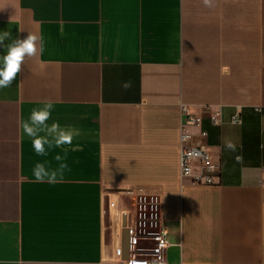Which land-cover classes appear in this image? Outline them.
<instances>
[{
    "label": "crops",
    "instance_id": "0c3cea01",
    "mask_svg": "<svg viewBox=\"0 0 264 264\" xmlns=\"http://www.w3.org/2000/svg\"><path fill=\"white\" fill-rule=\"evenodd\" d=\"M4 31L43 52L0 89V264H136L108 224L115 187L156 200L166 264H264V0H0ZM48 100L81 135L41 157L21 123ZM184 104L219 184L181 176ZM65 150L63 181L34 182Z\"/></svg>",
    "mask_w": 264,
    "mask_h": 264
},
{
    "label": "clouds",
    "instance_id": "9594fccd",
    "mask_svg": "<svg viewBox=\"0 0 264 264\" xmlns=\"http://www.w3.org/2000/svg\"><path fill=\"white\" fill-rule=\"evenodd\" d=\"M205 6H211L212 0H203ZM10 41L5 44V41ZM0 47L6 49L0 56V89L9 88L22 71L26 58H32L43 52L42 37L29 33L24 39H12L9 31L0 32ZM128 85H125L127 87ZM54 101L43 102L41 107L33 108L27 120L21 123L23 132L31 138L32 148L38 156H47L48 150L71 145L74 137L81 135L80 129L72 126H61L59 122L51 119ZM224 146L235 151L237 145L230 139L224 140ZM57 154L55 160L60 162L58 168L49 169L45 162H37L32 169L34 182L56 184L63 181V174L68 169L66 158Z\"/></svg>",
    "mask_w": 264,
    "mask_h": 264
},
{
    "label": "built area",
    "instance_id": "2783aa9c",
    "mask_svg": "<svg viewBox=\"0 0 264 264\" xmlns=\"http://www.w3.org/2000/svg\"><path fill=\"white\" fill-rule=\"evenodd\" d=\"M182 137L180 141V164L181 176L183 179H189L191 183L196 185H216L220 183V163L214 158L212 152L204 145L199 139H195L194 135L189 131L188 127L198 125L201 118L194 113L190 112L187 105L182 108ZM221 111L218 110L216 115H212V120L216 123L221 121ZM232 123H239L238 115H234L231 119ZM205 131H201V136L205 135ZM144 201L151 205V216L147 218L141 212L140 217L130 220L127 216L123 223V228L128 232V258L124 257L122 248L120 247L121 259L124 262H132L136 264H166L167 251L172 245L169 240L168 227L159 221L157 215V202L151 197L145 196L140 202L143 205ZM128 215V214H127ZM130 216V215H129ZM150 221L151 229H144V234H141V242H151L150 247H137V234L136 229L138 226L146 225Z\"/></svg>",
    "mask_w": 264,
    "mask_h": 264
},
{
    "label": "rangeland",
    "instance_id": "374dc122",
    "mask_svg": "<svg viewBox=\"0 0 264 264\" xmlns=\"http://www.w3.org/2000/svg\"><path fill=\"white\" fill-rule=\"evenodd\" d=\"M144 197V193L132 188L115 187L107 189V192L105 193V212L112 232L115 234L116 238L119 237L118 241L122 240V235L124 233L127 234V240L129 239L128 232L123 231V223L127 216L130 217V220L133 216L132 223L134 218L142 215L141 212H143V216L152 218L150 203L144 201V204H147L145 207V205L140 202ZM151 227L150 221H148L146 225L140 224L138 226L136 229L137 247H150L152 245L150 241L145 243L140 240V235L144 234V229L150 230ZM120 247L122 248V244L118 245V249Z\"/></svg>",
    "mask_w": 264,
    "mask_h": 264
},
{
    "label": "water",
    "instance_id": "95a60500",
    "mask_svg": "<svg viewBox=\"0 0 264 264\" xmlns=\"http://www.w3.org/2000/svg\"><path fill=\"white\" fill-rule=\"evenodd\" d=\"M124 257H125V258H128V255H127V254H124Z\"/></svg>",
    "mask_w": 264,
    "mask_h": 264
}]
</instances>
